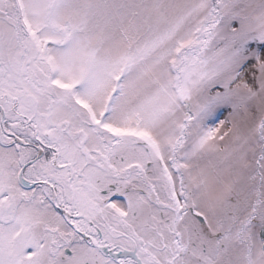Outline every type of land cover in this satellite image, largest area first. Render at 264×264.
Returning a JSON list of instances; mask_svg holds the SVG:
<instances>
[{
    "label": "snow or ice",
    "instance_id": "6c2138e0",
    "mask_svg": "<svg viewBox=\"0 0 264 264\" xmlns=\"http://www.w3.org/2000/svg\"><path fill=\"white\" fill-rule=\"evenodd\" d=\"M0 264H264V0H0Z\"/></svg>",
    "mask_w": 264,
    "mask_h": 264
}]
</instances>
